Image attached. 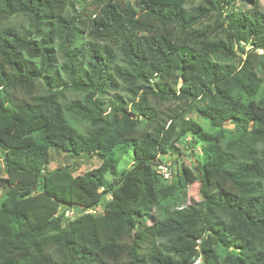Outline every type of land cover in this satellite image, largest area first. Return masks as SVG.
I'll return each instance as SVG.
<instances>
[{
    "label": "trees",
    "instance_id": "16d2710c",
    "mask_svg": "<svg viewBox=\"0 0 264 264\" xmlns=\"http://www.w3.org/2000/svg\"><path fill=\"white\" fill-rule=\"evenodd\" d=\"M0 149V264H264L259 0H0Z\"/></svg>",
    "mask_w": 264,
    "mask_h": 264
},
{
    "label": "rangeland",
    "instance_id": "374dc122",
    "mask_svg": "<svg viewBox=\"0 0 264 264\" xmlns=\"http://www.w3.org/2000/svg\"><path fill=\"white\" fill-rule=\"evenodd\" d=\"M84 2L85 0H76V6L80 7V4ZM197 4L198 1H195ZM261 8L264 10V0H259ZM69 98H74V94L69 93L68 94ZM189 119L197 122L200 124L205 131L208 132H213L209 122L205 121L202 119L197 113H192L188 116ZM187 141H190V138L187 139ZM179 148V151L176 149L173 150V158L168 162L170 167H172V173H170V170H168L165 166L162 165H157L158 171H160L162 174L166 173L165 178L167 176L173 175V178L176 176L177 171H179L182 168V164L186 168L187 176H188V181H187V186H186V199H185V204H193L195 202H199L201 200V195H200V182L199 179L196 175L195 171V166H196V156L195 155H201V149L200 147H195L192 149L188 145H181L177 146ZM52 151V152H51ZM51 153V162L50 165L48 166V170H55L57 168H64L66 166L72 167L75 175H80L84 174L92 169H96L101 165V160L97 157L95 158H89V157H80V158H72L70 155L64 152L60 151H55V149L50 150ZM133 150L130 151L128 154H126L121 163L119 164L118 167V172L121 173L123 170L128 169L131 167L133 164ZM178 160V168L177 166H174L173 162L174 159ZM181 167V168H180ZM0 176L4 177L5 176V164L2 156V152L0 149ZM108 180H112V176L107 177ZM172 178V177H171ZM1 204V200H0Z\"/></svg>",
    "mask_w": 264,
    "mask_h": 264
},
{
    "label": "built area",
    "instance_id": "2783aa9c",
    "mask_svg": "<svg viewBox=\"0 0 264 264\" xmlns=\"http://www.w3.org/2000/svg\"><path fill=\"white\" fill-rule=\"evenodd\" d=\"M164 174L166 176V173H164ZM168 177L169 176H167V178ZM84 213L85 214H89V213H91V214H97V213H100V212H98L96 209H92V210L85 211ZM75 215H77V212L75 210H69V211L66 212V216L69 217V218H72Z\"/></svg>",
    "mask_w": 264,
    "mask_h": 264
},
{
    "label": "water",
    "instance_id": "95a60500",
    "mask_svg": "<svg viewBox=\"0 0 264 264\" xmlns=\"http://www.w3.org/2000/svg\"><path fill=\"white\" fill-rule=\"evenodd\" d=\"M156 163H157V165H159L160 164V161H157Z\"/></svg>",
    "mask_w": 264,
    "mask_h": 264
}]
</instances>
